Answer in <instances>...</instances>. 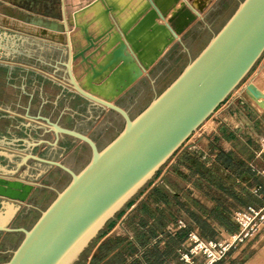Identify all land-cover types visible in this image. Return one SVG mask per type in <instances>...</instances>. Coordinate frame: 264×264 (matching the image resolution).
<instances>
[{
    "label": "crops",
    "instance_id": "1",
    "mask_svg": "<svg viewBox=\"0 0 264 264\" xmlns=\"http://www.w3.org/2000/svg\"><path fill=\"white\" fill-rule=\"evenodd\" d=\"M207 1L202 16L181 34L182 42L176 40L169 45L147 72L115 98L132 116L180 73L165 87L156 88L161 64L179 49L186 51L188 37L196 24L205 21L217 0ZM147 3L148 0H0V149L19 154L20 148H34L36 154L58 157L79 171L91 156L90 147L69 136H61L57 145L51 144L56 136L38 129L43 125L39 115L87 133L100 147L106 145L117 132L104 145H100L94 132L110 110L88 107L78 96L62 93L60 87L53 89L49 79L61 81L68 36L73 53H77L88 47L86 35H104L97 47L85 53L98 67L118 47L116 33L122 34L127 26L131 31L134 19L140 21L145 15ZM157 22L164 23L161 19ZM138 40L145 54L151 55L163 34L144 32ZM138 65L136 61V69ZM73 72L79 83L88 85L92 74L89 62L76 59ZM133 72L135 69L126 74ZM124 79L122 74L119 80ZM148 81L153 95L132 114L121 100L131 99V92L141 93V85ZM105 82L104 78L95 80L96 85ZM248 83L259 86L247 81L229 95L159 170L120 221L93 240L89 250L85 249L82 264H187L180 259L179 249L190 230L197 228L208 239L228 238L238 231L232 218L234 211L264 203V108L247 94ZM114 86L115 82L109 89ZM85 148L89 150L86 157L82 153ZM76 151L81 161H69ZM4 164L0 158V165ZM16 206V201L0 197V224L11 215L8 226L31 227L39 209ZM177 219H184L186 227L175 237L166 236V227ZM22 238L20 232H0V263L9 259ZM263 242L264 237L248 240L232 248L217 264H248L264 247Z\"/></svg>",
    "mask_w": 264,
    "mask_h": 264
},
{
    "label": "water",
    "instance_id": "2",
    "mask_svg": "<svg viewBox=\"0 0 264 264\" xmlns=\"http://www.w3.org/2000/svg\"><path fill=\"white\" fill-rule=\"evenodd\" d=\"M207 4V0L168 3L148 0L145 15L140 21L134 19L131 31L129 26L122 29L123 36L116 33L118 47L98 67L85 53L97 47V41L104 35L98 38L86 35L89 45L77 53H73L68 36L61 81L49 79L53 89L60 87L62 93L78 96L88 107L114 111L123 118L124 124L100 147L87 133L39 115L43 125L38 129L56 136L51 144L57 145L61 136H69L90 147L91 156L79 171L58 157L36 154L34 148H20L19 154L0 149V158L5 161L0 165V197L16 201L17 209L24 204L38 208L31 202L38 187L54 189L39 182L51 168H59L70 176L63 189H54L56 196L50 204L44 209L38 208L40 215L31 227L8 226L11 215L0 224V232L23 233L9 259L0 264H75L106 223L158 173L251 72L264 54V0H239L233 13L213 32L199 53L138 114L132 116L114 101L148 71L169 45L176 40L182 42L181 34L202 16ZM170 10L174 11L167 18ZM158 19L164 23H158ZM144 32L163 34V40L151 55L145 54L138 40ZM78 58L89 62L92 68L88 85L79 83L74 75L73 62ZM133 69L135 72L126 74ZM122 74L125 79L119 80ZM101 78L106 82L96 85L95 80ZM114 82L115 86L109 89ZM246 92L253 99L264 97L254 83L246 85ZM31 162L41 169L31 172Z\"/></svg>",
    "mask_w": 264,
    "mask_h": 264
},
{
    "label": "rangeland",
    "instance_id": "3",
    "mask_svg": "<svg viewBox=\"0 0 264 264\" xmlns=\"http://www.w3.org/2000/svg\"><path fill=\"white\" fill-rule=\"evenodd\" d=\"M238 3L239 0H217L211 6V8H209L205 16V21L196 24L194 33L191 34L190 37H188L189 47L186 45V51H183L182 48L179 49V53L171 56L168 62L161 64V73L159 74L158 80L155 83L156 88L161 89L165 87L167 83H169L171 78H173L175 74H178L183 69V67L190 61L191 57H194L199 53V51L208 42L213 32L219 30L224 24V22L233 13ZM256 64L257 65L255 66V68L251 70V72L244 78V80L240 83L237 88L244 85L247 81H252L259 84V88L261 86L260 89L264 90V54ZM140 90L141 93H139L140 91H138V93L131 92V99L124 101L121 100V102H123L130 108L132 114H136L139 110V107L143 104H146V98H150L153 95L152 85L150 84V81L142 84ZM235 90L232 93H235ZM108 124L112 125L109 127ZM123 124L124 121L122 120V118H120L113 111L110 110V112H108V114L106 115L105 119L100 123L97 130L94 132L99 138L100 145H104V143H106L107 140H109L115 134V132L121 130ZM82 151L83 155L85 154V157L89 153L88 148H85ZM79 154L76 151L74 154L71 155V157L68 158L69 161H77L76 163L80 162L81 158H78ZM85 157H83V162L86 161ZM30 164L32 165V167H35H31V172L34 171L36 173L39 171V169H41L39 168V166H37V164H35V166L34 163ZM164 165L161 167V169L164 167ZM76 166L80 167L81 164H77ZM156 175H154L153 178L143 188H141L120 211L116 213L115 217L110 219L109 221L116 219V222H119L120 218L123 216L124 212L128 208L130 202H133L139 196L140 192L145 189L148 184L156 178ZM69 180L70 177L64 174L61 170H59L58 168H51L45 175H43L39 179V182L47 186H52L56 190H61L66 186ZM54 189H50L48 187H38L31 198V202L40 209L46 208L56 196V191ZM109 221L106 223L104 228L99 232L98 236L95 239L100 237L101 232L106 231L108 229L107 227ZM92 243L93 242L90 243L86 251L90 249ZM262 244H264V242ZM86 251L84 252V254L86 253Z\"/></svg>",
    "mask_w": 264,
    "mask_h": 264
},
{
    "label": "built area",
    "instance_id": "4",
    "mask_svg": "<svg viewBox=\"0 0 264 264\" xmlns=\"http://www.w3.org/2000/svg\"><path fill=\"white\" fill-rule=\"evenodd\" d=\"M232 218L238 225V231L228 238L208 239L204 238L197 228L190 230L181 243L180 259L187 264H214L224 260L232 248L248 240L264 237V203L236 210ZM185 227V220L177 219L169 223L164 232L175 235Z\"/></svg>",
    "mask_w": 264,
    "mask_h": 264
},
{
    "label": "bare ground",
    "instance_id": "5",
    "mask_svg": "<svg viewBox=\"0 0 264 264\" xmlns=\"http://www.w3.org/2000/svg\"><path fill=\"white\" fill-rule=\"evenodd\" d=\"M257 87L259 88V86H257ZM262 92L264 93V90H262ZM254 100L256 101V103L259 104L260 107H262V108L264 107V97H260V98L254 99ZM263 260H264V248H262L261 251H259V254L257 255V257L250 260V262H248V264H262Z\"/></svg>",
    "mask_w": 264,
    "mask_h": 264
},
{
    "label": "trees",
    "instance_id": "6",
    "mask_svg": "<svg viewBox=\"0 0 264 264\" xmlns=\"http://www.w3.org/2000/svg\"><path fill=\"white\" fill-rule=\"evenodd\" d=\"M131 203H132V202H130L129 205H131ZM115 222H116V219H115V220H111V221H109V224H108V227H107V228L111 227ZM180 231H181V230H179L175 235H172V234H166V236H168V237H175ZM103 232H104V231H103ZM103 232H101V234H102ZM186 236H187V235H186ZM186 236H185V237H186ZM185 237H184V239H185ZM184 239H183V240H184ZM83 256H84V253H83L82 256H81V259H80L79 261H77L75 264H82V258H83ZM221 261H223V260H221ZM221 261H218V262H216V263H214V264H217V263H219V262H221Z\"/></svg>",
    "mask_w": 264,
    "mask_h": 264
},
{
    "label": "flooded vegetation",
    "instance_id": "7",
    "mask_svg": "<svg viewBox=\"0 0 264 264\" xmlns=\"http://www.w3.org/2000/svg\"><path fill=\"white\" fill-rule=\"evenodd\" d=\"M87 145V144H86ZM59 169V168H58ZM59 170H61V169H59ZM62 171V170H61ZM64 174H66V175H68L69 176V174H67L66 172H64V171H62ZM70 177V176H69Z\"/></svg>",
    "mask_w": 264,
    "mask_h": 264
}]
</instances>
